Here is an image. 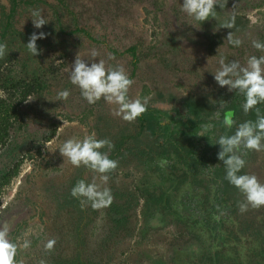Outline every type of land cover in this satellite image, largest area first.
<instances>
[{"label": "rangeland", "instance_id": "1", "mask_svg": "<svg viewBox=\"0 0 264 264\" xmlns=\"http://www.w3.org/2000/svg\"><path fill=\"white\" fill-rule=\"evenodd\" d=\"M182 3L0 0V43L7 45L6 55L0 58V76L26 79L37 67L49 85L42 94L28 97L13 95V88H0L6 107L16 111L15 115L7 114L11 125L6 144H0V228L8 229L13 242L20 237L22 243L24 233L31 240L27 250L18 251L17 261L264 264V207H250L243 214L239 211L244 196L238 189L232 194L225 190V166L212 151L224 130L222 118L216 116L212 105L221 106L225 101L232 105L238 93L220 87L213 72L219 68L221 57L226 63L238 60L246 65L248 57L264 55L252 45L253 40L262 42L264 37V0H226L222 18L235 15V24L233 29L218 30L220 25L212 20L201 25L188 16L182 11ZM33 9L42 10L49 20L40 29L33 25ZM9 19L12 26L3 35V24ZM13 30L20 32L17 37H13ZM41 31L46 38L37 40L39 55L31 57L26 39ZM231 31L242 40L239 47L228 43L226 37ZM93 49L99 52L97 62L105 60L106 67L122 65L134 80L130 99L150 97L147 107L185 115L182 102L193 98L203 105L204 120L197 133L204 123L213 125L209 137L198 135L194 140L199 147L207 148V154L197 163L162 157L150 160L151 155L139 158L130 153L125 159L116 158L118 168L106 186L114 201L124 204L123 213L108 212V207L101 211L90 206L82 211L77 207L65 209L60 203L79 180L90 183L96 174L84 166L74 167L58 146L92 133L112 143L123 134L134 140L128 131H122L128 122L113 114V105L103 98L89 104L70 81L76 55L79 53L90 65L88 54ZM61 90L70 92L67 101L56 100ZM241 101L243 104L245 97ZM206 112H210L207 118ZM244 115L235 119L229 136L246 121ZM63 121L67 123L63 125ZM123 140L124 145L133 146L128 139ZM15 141H23V147L12 157L7 149ZM45 143L56 150L46 149ZM243 151L246 166L240 174H254L264 183V151ZM187 162L192 161L188 158ZM147 194L155 198L146 200ZM122 214L126 220L117 223L115 219ZM53 239L54 250L46 253L44 245Z\"/></svg>", "mask_w": 264, "mask_h": 264}, {"label": "clouds", "instance_id": "2", "mask_svg": "<svg viewBox=\"0 0 264 264\" xmlns=\"http://www.w3.org/2000/svg\"><path fill=\"white\" fill-rule=\"evenodd\" d=\"M216 5L225 7L222 0H183L182 11L196 21L204 22L209 18H216ZM42 10H31V17L35 28L40 29L49 22ZM235 24V15L228 21L223 22L219 28L233 29ZM46 33L33 32L26 47L33 56H38L40 49L37 46V40L46 38ZM229 44L239 47L242 40L234 36L233 31L229 32L227 37ZM252 45L260 51H264V43L253 40ZM7 52V45L0 43V58H3ZM99 52L95 49L88 54L91 60L89 65L79 53L76 55L72 70L70 72V81L76 85L81 92L82 97L89 103L95 104L103 100L113 105V114L122 118L124 121L132 123L147 111V105L150 97L129 98V90L134 84L122 65L116 67L107 66L103 59L96 61ZM219 68L214 71V79L220 87H228L231 92L243 94L245 102L243 111L247 114L255 109L257 119L248 120L240 123L233 135H221L216 143L220 145L218 159L223 162L226 170L225 179L235 186L243 194L244 200L239 202V211L243 214L252 209L264 207V183H261L254 174H240L246 166L243 158V150L261 152L264 151V114H261L258 104L264 103V55L259 58L250 56L247 58L246 65H241L238 60L226 63L223 57L219 60ZM70 92L61 90L57 93L56 100L67 101ZM32 100V99H30ZM27 102V101H26ZM221 105L220 108H222ZM219 108V109H220ZM219 109L216 116L219 117ZM233 113L228 111L224 115L223 125L231 129L236 121ZM67 122L63 121V125ZM62 125V126H63ZM213 125L205 124L198 135L208 136L207 133ZM215 144V143H214ZM46 149L55 151L51 145L45 143ZM60 154L69 161L74 167L84 166L93 172L92 181L86 182L79 180L71 189L72 197L79 200L81 209L91 207L93 210L101 211L109 207L114 200L113 194L107 183L110 174L118 168V161L110 158L108 152L114 148V144L109 139H97L95 133L86 134L82 140L76 138L68 139L62 145L58 146ZM107 149L108 151H101ZM211 166H209L210 168ZM27 233L23 234V240L18 237L16 242L9 239L7 228H0V264H23V260L17 261L16 257L19 250H27L31 246V240L27 238ZM56 241L48 240L44 249L46 253L54 250ZM39 264H47L46 260L41 259Z\"/></svg>", "mask_w": 264, "mask_h": 264}, {"label": "trees", "instance_id": "3", "mask_svg": "<svg viewBox=\"0 0 264 264\" xmlns=\"http://www.w3.org/2000/svg\"><path fill=\"white\" fill-rule=\"evenodd\" d=\"M222 2L225 4L226 0H222ZM223 8H221L219 5H216V18H209L208 20H212V22L220 25L225 21L230 20L231 18H225L223 19ZM4 15H7V17H12L13 14L11 15L4 13ZM2 19H4L2 17ZM1 19V20H2ZM208 20L204 22H199V24L203 25L208 22ZM3 32L2 34L5 35L8 33L9 28L12 26L11 19H9L7 24H3ZM13 37H17L15 35L19 34L17 30H13ZM27 43L29 40H27ZM264 42V37L261 40ZM26 43V44H27ZM27 49V47H26ZM28 50V49H27ZM32 57V55H30ZM30 56H27L30 58ZM40 70L36 67L31 70L30 74L25 76L23 78H17L11 76L9 74L5 78H2L0 76V79H2V83H0V88L3 91H8L10 88L14 89L13 95H23L24 97L32 96L33 94H42L43 91H45L49 85L46 79H44L41 76ZM234 96V95H233ZM244 97L243 94L237 93L236 96L232 98V105L227 103H223V107L220 108L221 106H213L211 103H208L210 106L212 105V108L215 109V112L219 109L220 115L222 120L220 121L221 126L223 125V119L224 115L228 112L231 111L234 115L233 118L234 120L237 117H242L244 114V119L246 121L252 120L255 121L257 119L256 117V112L255 109L251 110L247 114L243 111L242 107V98ZM7 101L5 98L0 96V123L3 124V128L0 130V144L3 142L6 144V137L8 136L7 134V128L11 125L8 123L10 121V116L7 114L10 112L11 114H16V111L14 110L15 108H7ZM203 105H201L196 99L193 98H186L182 102V107L185 111V115H180L179 113L174 115L172 112L169 110H164L162 108H152V107H147V111L143 113L140 117L137 118L136 121L132 123H127L125 127L122 129V131H128L131 135V137L134 140H131L123 135L121 136L120 139H117V141L114 144V148L108 153L110 158H114L115 160L117 159H125L128 154L133 156H137L139 158H143L146 155H151L150 160H155L156 157H162V158H167L173 160H177L178 162H185L186 164L188 163H197L198 160H200L203 155L207 154V148H201L197 144H195L194 140L197 139L198 133L197 131L199 130L198 128L200 125V122H203L204 118H202V112H203ZM257 107L260 109L261 114H264V104H258ZM11 108V109H10ZM206 109V108H205ZM207 113L206 112V118H207ZM212 113V112H211ZM206 123H204L205 125ZM5 125V126H4ZM135 128L136 130H131ZM202 129V128H201ZM223 135L230 134L232 131V128L229 129L226 126L223 128ZM17 131H19L17 129ZM138 131H140V134L138 135ZM137 134V135H136ZM210 131L207 133L209 137ZM152 136L151 139H148V136ZM106 138V136H103ZM50 138L47 137V139ZM199 138V137H198ZM123 139H128L129 142L127 143H132L133 146L129 147L124 144H126L125 140ZM144 139H146L144 146L142 147L144 142ZM148 140V141H147ZM220 145L217 144V148L213 149L212 151L218 154L220 151ZM23 147V141L18 143L15 141V144L9 143L8 149H7V154L10 156L14 157L15 155L18 154L19 150ZM142 147V148H140ZM134 149V150H133ZM108 151L107 149H102V151ZM116 152H119L117 156ZM174 156V157H173ZM173 159H172V158ZM188 158L191 159L192 162H187ZM221 170V169H220ZM222 173H226V170L223 168ZM113 174V173H111ZM110 174V175H111ZM220 174V173H218ZM195 176L193 177V179ZM196 181L193 180V182ZM196 183V182H195ZM224 187L225 190L230 192L231 194L233 193L232 191L236 190L237 188L230 184L228 180L225 179L224 177ZM228 189H231L230 191ZM226 192V193H228ZM230 196V194H229ZM146 200L148 199H154L155 197H152V195L145 196ZM158 201V199H157ZM61 205L63 208H70V207H77L79 210L82 211L80 207L79 200L76 198L72 197L71 194H66L64 195V198L61 200ZM59 203V204H60ZM123 208L124 204L123 203H117L113 200V203L107 208L108 212H114V213H123ZM92 209V208H91ZM126 220V216L122 214L121 217L116 218L115 221L117 223H123ZM62 261V260H61ZM60 262V261H59ZM75 261H73L74 263Z\"/></svg>", "mask_w": 264, "mask_h": 264}]
</instances>
